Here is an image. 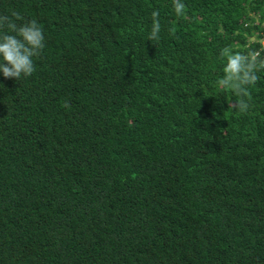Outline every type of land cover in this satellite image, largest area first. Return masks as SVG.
Returning a JSON list of instances; mask_svg holds the SVG:
<instances>
[{"label":"trees","instance_id":"trees-1","mask_svg":"<svg viewBox=\"0 0 264 264\" xmlns=\"http://www.w3.org/2000/svg\"><path fill=\"white\" fill-rule=\"evenodd\" d=\"M182 2L0 0L45 37L0 73V264H264V71L246 114L215 86L264 0Z\"/></svg>","mask_w":264,"mask_h":264},{"label":"clouds","instance_id":"clouds-1","mask_svg":"<svg viewBox=\"0 0 264 264\" xmlns=\"http://www.w3.org/2000/svg\"><path fill=\"white\" fill-rule=\"evenodd\" d=\"M172 7L177 16L185 15L186 6L182 0H172ZM151 16L153 22L146 40L152 42L159 39L161 24L159 11L154 10ZM44 48L43 29L36 20H25L18 12L0 14V73L5 79L17 81L30 77L36 71L33 57L40 56ZM219 55L224 64L223 75L215 82L217 91L234 93L237 99L231 101V108L246 114L251 107L249 86L261 79L259 73L264 71V59L259 52L245 53L231 46L223 47ZM64 107H70L67 101Z\"/></svg>","mask_w":264,"mask_h":264},{"label":"built area","instance_id":"built-area-1","mask_svg":"<svg viewBox=\"0 0 264 264\" xmlns=\"http://www.w3.org/2000/svg\"><path fill=\"white\" fill-rule=\"evenodd\" d=\"M264 27V26H263ZM260 43H261V48H262V50H264V33H263V36H262V38H260Z\"/></svg>","mask_w":264,"mask_h":264},{"label":"rangeland","instance_id":"rangeland-1","mask_svg":"<svg viewBox=\"0 0 264 264\" xmlns=\"http://www.w3.org/2000/svg\"><path fill=\"white\" fill-rule=\"evenodd\" d=\"M263 26H264V23H263ZM254 40V37L253 38H251L249 41H253Z\"/></svg>","mask_w":264,"mask_h":264},{"label":"bare ground","instance_id":"bare-ground-1","mask_svg":"<svg viewBox=\"0 0 264 264\" xmlns=\"http://www.w3.org/2000/svg\"><path fill=\"white\" fill-rule=\"evenodd\" d=\"M187 61V60H186ZM215 66V65H214ZM197 95V94H196ZM172 128V127H171ZM257 169V168H256Z\"/></svg>","mask_w":264,"mask_h":264}]
</instances>
